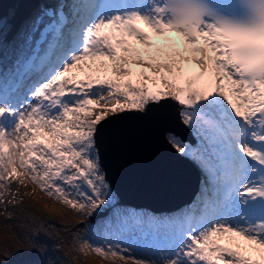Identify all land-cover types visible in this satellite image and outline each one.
<instances>
[{"label": "snow or ice", "instance_id": "6c2138e0", "mask_svg": "<svg viewBox=\"0 0 264 264\" xmlns=\"http://www.w3.org/2000/svg\"><path fill=\"white\" fill-rule=\"evenodd\" d=\"M3 41L0 15V188L26 177L82 220L104 214L80 250L109 261L264 264V0H37L7 57ZM166 105L195 140L165 130L171 151L202 179L154 213L120 202L100 133Z\"/></svg>", "mask_w": 264, "mask_h": 264}, {"label": "water", "instance_id": "95a60500", "mask_svg": "<svg viewBox=\"0 0 264 264\" xmlns=\"http://www.w3.org/2000/svg\"><path fill=\"white\" fill-rule=\"evenodd\" d=\"M36 3L37 0H0L4 26L7 22L12 24L5 37L7 40ZM14 8L8 20L9 9ZM177 125L181 123L174 105H166L144 118L132 119L128 114H117L110 115L104 122L100 133L104 169L122 204L150 210L170 204L167 209H173L179 205V196L186 192L192 195L196 191L194 166L171 151L166 139L165 130L180 133Z\"/></svg>", "mask_w": 264, "mask_h": 264}, {"label": "rangeland", "instance_id": "374dc122", "mask_svg": "<svg viewBox=\"0 0 264 264\" xmlns=\"http://www.w3.org/2000/svg\"><path fill=\"white\" fill-rule=\"evenodd\" d=\"M7 28L8 26L5 27L4 32ZM18 31L11 38L12 40L3 41L5 57L9 54ZM172 35L170 37H173ZM178 39L177 45L183 50L182 38ZM162 40L163 38H159L154 45H161ZM138 46L147 60L149 50L139 44ZM199 175L202 179L200 171ZM24 180V184L16 180L11 183L10 188H0V254L8 255L17 262L23 258L28 259V264H52L53 261H56V264H79V260L84 264H124L119 260L103 259L90 250L78 253L77 258L72 257L70 251L65 248L67 237L70 235L68 232L70 230L77 232L79 240L82 241L87 236L86 224H96L104 214L93 217V221L82 220L79 214L50 199L26 177ZM4 215L10 216V219L6 220ZM235 239L239 240V238ZM222 241L227 245L230 244L229 238H224ZM83 257L86 259L89 257L90 260L86 261Z\"/></svg>", "mask_w": 264, "mask_h": 264}, {"label": "trees", "instance_id": "16d2710c", "mask_svg": "<svg viewBox=\"0 0 264 264\" xmlns=\"http://www.w3.org/2000/svg\"><path fill=\"white\" fill-rule=\"evenodd\" d=\"M68 233H70V235L67 237V242L65 244L66 245L65 248H66V250L70 251V255L72 257L77 258V256H78L77 254L82 252L80 250L81 241L79 240L77 232H74L73 230L72 231L70 230ZM64 239H66V236L64 237ZM74 244H76V245H74ZM87 258L90 260L89 257H87ZM88 259L84 258V260H86V261ZM0 263L1 264H28V260H22L20 263H18L12 257H9L8 255L6 256L4 254H0ZM79 264H84V262L79 260Z\"/></svg>", "mask_w": 264, "mask_h": 264}, {"label": "bare ground", "instance_id": "6f19581e", "mask_svg": "<svg viewBox=\"0 0 264 264\" xmlns=\"http://www.w3.org/2000/svg\"><path fill=\"white\" fill-rule=\"evenodd\" d=\"M32 11H33V10H32ZM32 11H31V12H32ZM30 14H31V13H30ZM23 23H24V21L22 22L21 26L23 25ZM21 26H20V28H21ZM20 28H19V30H20ZM171 39H172V37H171ZM132 46L135 47V48H137L139 51L141 50L140 47L138 46V44H136L134 41H133V43H132ZM200 186H201V183H200ZM200 186H199V189H200ZM170 212H175V210H174V211H170ZM158 213H166V212L159 211Z\"/></svg>", "mask_w": 264, "mask_h": 264}]
</instances>
